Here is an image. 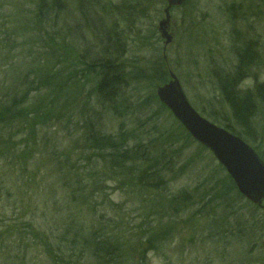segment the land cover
Wrapping results in <instances>:
<instances>
[{
  "label": "rangeland",
  "instance_id": "374dc122",
  "mask_svg": "<svg viewBox=\"0 0 264 264\" xmlns=\"http://www.w3.org/2000/svg\"><path fill=\"white\" fill-rule=\"evenodd\" d=\"M38 3L0 0V112L7 116L14 101L27 99L20 109L30 114L26 121L15 120L10 129L0 125V263L55 264L45 244L61 233L59 220L67 225L70 218L79 221L74 232L78 230V235H73L80 242L69 260L57 264H100L90 248L91 235L95 230L100 233L101 224L105 225L103 235L125 248L130 258L126 264H264V201L251 207L213 155L185 136L181 124L157 96H151L170 77L163 84L137 81L131 74L134 71L126 70L123 94L128 108L97 115L96 80L93 76L84 80L87 72L76 62L83 48L66 35L67 28L80 22L77 3L64 0L62 8H66L52 27L40 19ZM102 5L107 12L105 23L125 38L127 66L150 75L161 62L179 80L190 105L211 123L200 109L206 106L222 116L229 114L224 104L217 106L215 73L231 75L243 33L255 42L261 61L236 89L242 92L250 87L255 92L256 83L264 84V0H190L170 12L169 44L158 30L166 0H102ZM102 5L92 8L101 20ZM231 5L243 12L230 16ZM61 24L66 28L62 30ZM48 101L54 102L50 118H35L49 113L44 107ZM257 105L252 125L259 143L244 142L264 161V98ZM80 109L85 116H98L105 135L123 130L133 132L142 144L153 141L152 157L162 153L163 161L172 162L163 181L167 193L140 190L130 184L137 180L131 171L123 170L121 175L109 165L104 172L99 153L82 152L83 132L71 124L82 120L81 115L68 128L61 119L73 110V115H79ZM33 121L36 130L31 135L30 127L26 131L23 126ZM76 150L85 163L84 167L79 163L81 170L88 168L87 194L83 195L87 200L75 194L79 192L75 179L63 177L66 163L75 161ZM230 182L233 192L228 190ZM177 195L186 201L177 213L161 209L166 199ZM152 227L168 232L171 238L159 250L148 252L146 232Z\"/></svg>",
  "mask_w": 264,
  "mask_h": 264
},
{
  "label": "trees",
  "instance_id": "16d2710c",
  "mask_svg": "<svg viewBox=\"0 0 264 264\" xmlns=\"http://www.w3.org/2000/svg\"><path fill=\"white\" fill-rule=\"evenodd\" d=\"M63 1L64 0H54L53 3L48 4L45 0H38V10L40 12V16H38L40 19L44 18V21L51 27L58 25L57 17H59L62 11L66 8H62ZM72 1H75L79 8L78 15L80 16V22L75 26L73 25V27L67 28L68 33L66 35L69 39H73L83 48L77 52L76 62L87 72L84 80H89L91 76L96 80L95 87L99 105V113L97 115L101 116L104 113H114L117 112L118 109L126 110L128 108L126 107L127 105H125L126 98L123 94L126 70H129L130 72L134 71L131 72V74L137 81L148 79L150 83L155 81L165 83L169 74L165 66L161 65V62L157 63L150 75L142 69L127 66V63L123 60L125 57V50H123V47H125V38H123L120 33H117L115 27H110L105 23L104 17L107 12L105 10V5H102V0ZM189 1L190 0H188L183 6L188 4ZM100 4L102 5L101 10L103 12V20L99 19L94 10H92L94 7L97 9ZM233 7V5L229 6L230 16L234 17L236 16L235 13L243 12L242 8L234 10ZM111 10H113L112 7ZM50 17L52 21L50 20ZM60 26L63 30L64 26L62 24ZM81 33H85L86 35L83 36ZM239 35L240 34H238V36ZM241 35L243 36V43L240 45L241 48L235 51L237 63L233 66L232 70H229L231 75H225L224 72L220 71L215 73L216 83L219 88L217 92L218 95L216 94L215 98L220 100V102L217 103V106H219V104H224L228 108L229 114H223L222 116L216 108L207 109L206 106H202L200 110L206 114V117L211 119L215 124H218L217 126L226 129L230 133L240 137L246 143H250L254 146V144L259 143V141L256 140L259 136L256 134L254 125H252V116L254 112L257 111H255L258 106L257 101L259 102L264 98V84L256 83L255 92L250 91V87H244L242 92L237 91L236 87L237 84L239 86V82L242 78L244 79V77L250 76V71L260 64L261 56L256 50V45H254L255 42L247 38L246 34L243 33ZM77 84L78 83L76 82L71 85ZM153 86L154 85H152V88ZM240 89L241 88H238V90ZM151 96L155 98L156 92L153 91ZM150 98L151 97H149L148 100ZM26 100H22L21 102L14 101L15 106L11 107L12 112L10 109H7L8 117L0 112V125L10 129L15 120L22 118L26 121V118L30 114H28V111H25L26 109H20ZM148 100L146 102H148ZM122 104L123 106H121ZM44 107L48 109L47 111L49 113L43 115L38 114L35 118L43 117L45 115H47L45 117H48V119L50 118L49 115L51 114L50 112H52L51 108H54V102L51 104V102L48 101L47 105H44ZM161 108L166 110L163 106H161ZM73 112L74 110L71 115H65V118H61L67 122L64 124L65 127L68 128L75 116L81 115L82 120L80 118L71 123L73 124L74 129L78 132L80 130L83 132L81 138H84L81 151L86 154H91L93 151L99 153L104 160V172L107 171L109 165L113 168V171L121 175L123 170H128L134 174L133 178L137 179L132 183L130 182V184H136V187L140 190H155L157 192H164V194L167 193V184H164L163 181L165 176L171 171L170 165L172 162L169 159L163 161L162 153L159 158L152 157V150L154 149L152 147L155 145L153 141L150 140L149 143L142 144L143 142H139L133 132L124 133L123 130H119L116 135H105L103 133V127L99 124L98 116H96V114L87 113L85 116L83 114V109L79 110V115H73ZM28 127L31 129L28 130L30 134H35V121L30 124H24L23 129L27 131ZM185 136L190 138L188 133H185ZM127 141H131V143L133 142L132 146H129ZM11 145L12 143L10 142V146ZM79 152L80 150L75 151V161L66 163L68 171L66 173L63 172V177L66 180L75 179L79 183V192L75 194H77L78 198L87 200L88 197H83L84 194H87L85 192V184L87 183L84 178L88 176L89 173L87 167V170L83 168L85 163L78 159ZM65 158H67L66 155ZM80 162H83V170H81V166H79ZM58 164L65 167L64 162ZM135 175H137V177ZM228 190L230 192L235 190L231 182ZM73 197L75 196H72L71 199H73ZM182 198L181 195L173 196L172 199H166L165 197L167 202L161 207V209L165 211L171 210L172 212L177 213L179 205H183L186 202ZM188 202L192 203V201ZM251 207L256 208L257 206L251 205ZM59 221L60 225L63 226L61 233L58 232L54 237L53 242L49 245L45 244L44 248L47 254L54 257L53 263L55 264L69 260L72 253L77 248V242H80L78 237L76 238L73 235H78V230L74 233L75 230L78 229V219L72 220L69 218L67 225H64L65 220L60 219ZM111 222L114 223V220L112 219ZM223 224H225V222H223ZM104 226V224L99 226L100 233L95 230L91 235V237L93 236V239L91 245L92 248L90 249L92 250L93 257L98 260L100 264H126L125 260L128 258V255L124 251L125 248L122 247L121 249L119 244L117 246L116 239L112 240L107 237L110 235H103L104 232H101V230ZM223 232L226 234V229H224ZM146 234V251L148 252L159 250L161 244L171 238V235L168 232H160L159 227H156L155 229L153 227L149 228ZM209 238H211V235ZM42 242L45 243V240ZM88 245L89 244H86L85 246L88 247ZM132 251L134 250H131V252Z\"/></svg>",
  "mask_w": 264,
  "mask_h": 264
},
{
  "label": "water",
  "instance_id": "95a60500",
  "mask_svg": "<svg viewBox=\"0 0 264 264\" xmlns=\"http://www.w3.org/2000/svg\"><path fill=\"white\" fill-rule=\"evenodd\" d=\"M186 1L166 0L165 17L158 24L166 44L171 42V36L167 34L169 11L182 6ZM156 96L190 137L213 155L238 193L250 203L260 205L264 200V163L254 150L238 137L201 117L188 102L173 73L170 72V81L157 89Z\"/></svg>",
  "mask_w": 264,
  "mask_h": 264
},
{
  "label": "bare ground",
  "instance_id": "6f19581e",
  "mask_svg": "<svg viewBox=\"0 0 264 264\" xmlns=\"http://www.w3.org/2000/svg\"><path fill=\"white\" fill-rule=\"evenodd\" d=\"M186 2H187V1H186ZM186 2H184V4H185Z\"/></svg>",
  "mask_w": 264,
  "mask_h": 264
}]
</instances>
